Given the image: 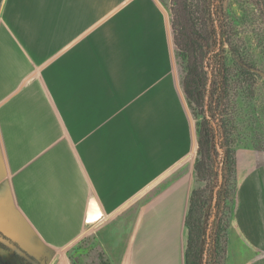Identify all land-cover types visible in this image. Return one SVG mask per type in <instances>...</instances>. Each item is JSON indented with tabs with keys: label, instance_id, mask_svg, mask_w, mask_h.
<instances>
[{
	"label": "crops",
	"instance_id": "1",
	"mask_svg": "<svg viewBox=\"0 0 264 264\" xmlns=\"http://www.w3.org/2000/svg\"><path fill=\"white\" fill-rule=\"evenodd\" d=\"M173 37L163 0H2L0 233L38 263L92 236L110 264H186L198 144ZM236 158L226 264H264V152Z\"/></svg>",
	"mask_w": 264,
	"mask_h": 264
},
{
	"label": "trees",
	"instance_id": "2",
	"mask_svg": "<svg viewBox=\"0 0 264 264\" xmlns=\"http://www.w3.org/2000/svg\"><path fill=\"white\" fill-rule=\"evenodd\" d=\"M222 7V0H171L170 5L174 42L183 69L182 86L197 118L196 176L201 182L209 175L215 179L208 195L202 187L192 191L186 217V264H226L227 258L232 213L228 215L223 208L237 158L231 142L221 133L229 87L221 48L225 34ZM34 262L38 264V260Z\"/></svg>",
	"mask_w": 264,
	"mask_h": 264
},
{
	"label": "rangeland",
	"instance_id": "3",
	"mask_svg": "<svg viewBox=\"0 0 264 264\" xmlns=\"http://www.w3.org/2000/svg\"><path fill=\"white\" fill-rule=\"evenodd\" d=\"M1 2L2 0L0 5ZM163 2L170 10L171 0ZM222 3L225 34L221 48L228 67L229 87L225 93L221 133L225 141L231 142L235 154L246 149L264 152V0H222ZM174 53L175 66L170 73L174 83L169 85L174 90L177 104L183 102L184 109L190 111L196 128L197 118L187 102L182 86L183 69L175 42ZM160 85L163 91L162 111L169 93L166 82L161 81ZM236 169L234 174L230 175L228 190L231 191L227 194V200L224 199L227 206L223 209L228 215L233 214L236 198ZM214 181V175L207 176L203 182L196 176L195 188H205L208 195L214 187ZM216 199L217 197L215 202ZM24 258L26 257L0 240V264H31ZM69 258L70 264H110L105 260L99 241L92 236L83 238L72 248ZM45 262L40 261L38 264Z\"/></svg>",
	"mask_w": 264,
	"mask_h": 264
},
{
	"label": "water",
	"instance_id": "4",
	"mask_svg": "<svg viewBox=\"0 0 264 264\" xmlns=\"http://www.w3.org/2000/svg\"><path fill=\"white\" fill-rule=\"evenodd\" d=\"M0 240L3 241L5 244L9 245L14 251L18 252L19 254L23 255L24 257L30 259L31 261H34L35 259L33 257H30L26 252H24L21 248H19L15 243L11 242L7 238L3 237L0 234Z\"/></svg>",
	"mask_w": 264,
	"mask_h": 264
}]
</instances>
